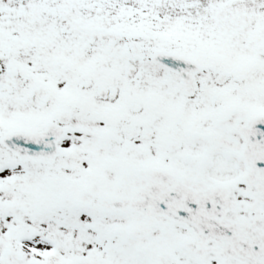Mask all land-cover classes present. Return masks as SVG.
Here are the masks:
<instances>
[{"label": "snow or ice", "instance_id": "6c2138e0", "mask_svg": "<svg viewBox=\"0 0 264 264\" xmlns=\"http://www.w3.org/2000/svg\"><path fill=\"white\" fill-rule=\"evenodd\" d=\"M0 264H264V0H0Z\"/></svg>", "mask_w": 264, "mask_h": 264}]
</instances>
